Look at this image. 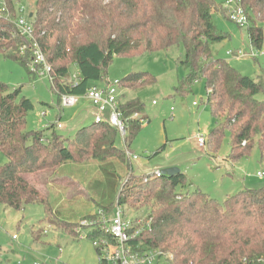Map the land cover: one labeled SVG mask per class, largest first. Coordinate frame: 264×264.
Returning a JSON list of instances; mask_svg holds the SVG:
<instances>
[{
  "label": "trees",
  "instance_id": "1",
  "mask_svg": "<svg viewBox=\"0 0 264 264\" xmlns=\"http://www.w3.org/2000/svg\"><path fill=\"white\" fill-rule=\"evenodd\" d=\"M25 1L0 0V55L28 67L30 43L15 25ZM236 1L248 20L250 45L261 49L264 0ZM216 12L230 20L228 11L215 0H35L29 21L33 39L51 67V88L59 105L62 96L84 97L92 85L107 83L106 69L116 56L139 57L181 44L187 75L176 92L186 96L196 81H203L205 105L216 120L207 135L209 151L217 152L223 137L229 135L231 162L247 158L256 146L264 156V101L256 98L264 93V86L241 75L227 61L212 57L211 46L225 38L215 30L212 14ZM155 83V77L146 72L130 73L118 81V107L127 126L119 149L117 130L105 121L81 127L71 139L56 133L52 124L44 131H26L32 104L20 97V88L0 82L4 158L0 204L13 211L39 204L50 224L70 232L66 228L76 223L57 220L45 192L53 174L66 163L128 164L126 152L131 154L130 146L145 118H132L143 103L138 97L122 101L124 93ZM50 130L47 136L44 132ZM185 182L182 173L171 177L130 173L120 186L118 179L117 209L138 203L150 209L148 222L128 244L140 252H161L164 264H264V188L241 190L218 202L200 190L177 192ZM99 209L84 220L92 222L100 212H109L107 207ZM95 226L88 235L92 243L99 238L111 241L102 220ZM128 233L135 230L130 228Z\"/></svg>",
  "mask_w": 264,
  "mask_h": 264
},
{
  "label": "rangeland",
  "instance_id": "2",
  "mask_svg": "<svg viewBox=\"0 0 264 264\" xmlns=\"http://www.w3.org/2000/svg\"><path fill=\"white\" fill-rule=\"evenodd\" d=\"M215 1L226 9L227 0ZM34 2L35 0H26L22 4L21 15L29 23V14L33 11ZM212 20L216 32L225 37L211 46L212 57L227 61L241 75L264 86V40L261 49L254 48L249 43L246 25L239 26L219 12L212 14ZM259 26L264 37V22ZM238 50L244 53L252 50L255 58L228 55ZM183 61L184 48L181 44L139 57L113 58L106 69L107 79L111 83L137 72L150 73L156 79L154 85L141 91L125 92V98L122 100L138 97L143 103L142 110L136 114L138 118H145V122L130 146L131 155L135 158L130 157L128 164L118 161L106 163L104 170L100 168L103 164L94 161L84 164L67 163L64 168L65 177L76 179L85 193L90 194L91 189H96L99 190V195L102 191L100 204L112 202L107 206L109 212H100L94 216L91 223L84 225L81 223L85 221V217L96 212L94 207H86L85 201L80 200L67 202L63 194L59 197L50 195V204L56 218L76 223L66 228L70 233L50 224L39 204H26L20 211L6 210L0 204L2 264H100L95 246L88 235L93 228L96 229V221L102 218L107 221L117 209L115 199L119 187L113 189L112 183L110 184L112 178L117 176L120 178V186L130 173L148 177L167 168H176L186 177L185 187H180L177 192L200 190L218 202H223L241 190L264 188V178L256 176L257 172H264V156L257 146L247 158L231 162V139L226 135L217 152L209 151L207 135L216 127V120L205 105L206 92L203 81H196L186 96H180L176 92L187 75ZM34 74L31 65L25 67L0 55V82L11 89L20 88V97L32 104L33 108L26 114V131H44L47 126L53 124L56 133L71 139L78 129L94 122V115L87 114L92 110L89 109L91 102L87 98H78L75 107H63L59 105L48 76L38 77ZM103 83L94 85L102 86ZM256 98L264 101V93L258 94ZM103 118L108 119L107 111L103 113ZM56 124H60L61 128L58 129ZM44 133L49 136L51 130ZM199 136L205 140L204 148L197 145L196 138ZM115 145L119 149L123 148L119 135ZM3 161L0 153V163ZM71 167H75L77 174ZM58 204H63L70 210L63 211ZM121 210L124 220L130 223L135 232L148 222L145 217L150 209L140 203L124 206ZM164 260L162 259L160 264H164Z\"/></svg>",
  "mask_w": 264,
  "mask_h": 264
},
{
  "label": "built area",
  "instance_id": "3",
  "mask_svg": "<svg viewBox=\"0 0 264 264\" xmlns=\"http://www.w3.org/2000/svg\"><path fill=\"white\" fill-rule=\"evenodd\" d=\"M225 8L228 11L229 18L231 21L235 22L239 26H245L248 24L247 17L236 0H227L225 3ZM16 29L22 37H24L29 45V52L31 53V68L33 73L38 75V77L48 76L51 79V67L47 63L44 54L38 47L37 43L33 39V31L31 24L20 17L16 21ZM235 54L237 57H249L254 58L255 54L252 50L249 53H244L241 50L236 51V53H228V55ZM72 79L77 80L76 72L72 75ZM120 91L118 89V82L103 83L102 86L92 85L86 92L85 98H87L91 105L96 109L94 114V122H107L113 126L121 141L124 142L127 126L123 118V115L118 107V97ZM77 97L65 95L61 97V106L63 107H74L77 103ZM155 104V102H153ZM108 112V119L103 118V113ZM133 119L138 118L135 113L132 115ZM58 129L61 128L60 124H56ZM46 142L45 139L42 140ZM197 145L199 148L205 147V140L201 136L196 138ZM128 157L135 158L134 155L126 152ZM155 175L160 176V172H156ZM256 176L258 178H264V172H257ZM91 223L89 221H83L81 224ZM102 223L104 225L105 232L109 234L111 241L103 238L93 241V245L98 248V260L100 263L104 262L106 264H160L162 259L166 257L163 256L161 252L149 251L140 252L132 248L129 243L130 239L138 234V230L134 234L128 233L129 229L132 228L130 223L126 222L123 218V214L120 209H116L113 216L106 221L102 218ZM158 262V263H157Z\"/></svg>",
  "mask_w": 264,
  "mask_h": 264
},
{
  "label": "crops",
  "instance_id": "4",
  "mask_svg": "<svg viewBox=\"0 0 264 264\" xmlns=\"http://www.w3.org/2000/svg\"><path fill=\"white\" fill-rule=\"evenodd\" d=\"M80 98H84V97H80ZM77 102H78V99H77ZM76 105H77V103H76ZM89 107H90L89 109L92 108V110L90 112H88L87 114H93L94 115L95 112H96L95 107L93 105L92 106L89 105ZM66 164L62 165L58 170L55 171V173L53 174L52 182L48 183V186L46 187V190H45V192L48 195V197H50V195H52V194L55 197H59L60 194H63V197H65L67 202H75V201H78V200L85 201L84 206H86V207H91L92 206V207H94L96 209V212H94L92 214L89 213L90 214V215L88 214L89 216H92V215L96 214L98 212L97 211L98 208L109 206V203H111V202H109L106 205L103 204L102 206H99V205H101L100 201L103 198V196H102L103 192L102 191L99 192L100 193L99 195H98V191L99 190H96V189H91V193L90 194L89 193H85L83 187L78 183V181L76 179L72 180V179H69V178L65 177L64 168H65ZM96 166H98V165H96ZM105 166L106 165L104 164L103 167H100V168L104 170ZM71 168L77 174V172L75 170V167H71ZM100 168H98V169H100ZM77 171L80 172V169L77 168ZM84 174H86V173H84ZM112 179L113 180L110 183H112L113 189H114L117 186V181L119 179V176H117L116 178H112ZM67 193H69L68 196H67ZM87 194H89V195H87ZM58 207L62 208L63 211H67V209L70 210V208H65V206L63 204H58ZM81 220H83V219H81Z\"/></svg>",
  "mask_w": 264,
  "mask_h": 264
},
{
  "label": "water",
  "instance_id": "5",
  "mask_svg": "<svg viewBox=\"0 0 264 264\" xmlns=\"http://www.w3.org/2000/svg\"><path fill=\"white\" fill-rule=\"evenodd\" d=\"M178 173H179V171L176 168H167V169L160 171V174L162 176H166V177H171V176H174Z\"/></svg>",
  "mask_w": 264,
  "mask_h": 264
}]
</instances>
